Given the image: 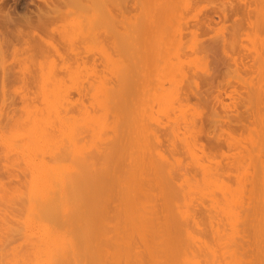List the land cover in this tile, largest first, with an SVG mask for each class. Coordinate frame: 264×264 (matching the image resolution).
<instances>
[{"label": "rangeland", "instance_id": "obj_1", "mask_svg": "<svg viewBox=\"0 0 264 264\" xmlns=\"http://www.w3.org/2000/svg\"><path fill=\"white\" fill-rule=\"evenodd\" d=\"M44 258L264 264V0H0V264Z\"/></svg>", "mask_w": 264, "mask_h": 264}, {"label": "bare ground", "instance_id": "obj_2", "mask_svg": "<svg viewBox=\"0 0 264 264\" xmlns=\"http://www.w3.org/2000/svg\"><path fill=\"white\" fill-rule=\"evenodd\" d=\"M45 206H46V205H45ZM45 206H44V207H45ZM45 209H46V208H45ZM50 209H51V208H50ZM53 209H54V208H53ZM47 210H48V208H47ZM47 210H46V211H47ZM46 211H45V212H46ZM53 211H54V210H53ZM55 211H56V210H55ZM67 213H68V212H67ZM51 257L53 258V256H51ZM57 260H58V259H53V260H52L51 258H49V259H48V258H44V259H42V264H57ZM60 260H61V259H60ZM61 261H62V260H61ZM61 261H60V262H61ZM63 261H64V260H63ZM65 261H66V260H65ZM78 262H80V260H78Z\"/></svg>", "mask_w": 264, "mask_h": 264}]
</instances>
